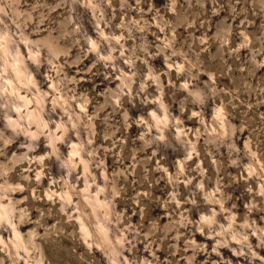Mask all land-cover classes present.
<instances>
[{
	"label": "rangeland",
	"instance_id": "374dc122",
	"mask_svg": "<svg viewBox=\"0 0 264 264\" xmlns=\"http://www.w3.org/2000/svg\"><path fill=\"white\" fill-rule=\"evenodd\" d=\"M0 213V264H264V0H0Z\"/></svg>",
	"mask_w": 264,
	"mask_h": 264
},
{
	"label": "bare ground",
	"instance_id": "6f19581e",
	"mask_svg": "<svg viewBox=\"0 0 264 264\" xmlns=\"http://www.w3.org/2000/svg\"><path fill=\"white\" fill-rule=\"evenodd\" d=\"M6 48V47H5ZM4 48V49H5ZM20 98H21V100L23 101L24 100V102H27V100H26V98L25 97H22V96H20ZM27 113H29L30 114V110H27ZM33 113V112H32ZM33 116V115H32ZM31 116V117H32ZM3 212L6 214V211H5V208H3ZM8 214V213H7ZM0 215H1V213H0ZM2 216V215H1ZM15 232L16 233H18L16 230H15ZM18 238V237H17Z\"/></svg>",
	"mask_w": 264,
	"mask_h": 264
}]
</instances>
